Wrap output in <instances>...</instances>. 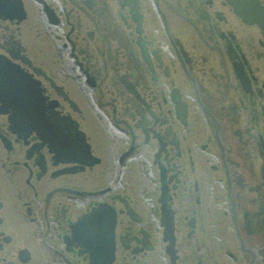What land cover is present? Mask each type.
<instances>
[{
    "label": "flooded vegetation",
    "instance_id": "obj_1",
    "mask_svg": "<svg viewBox=\"0 0 264 264\" xmlns=\"http://www.w3.org/2000/svg\"><path fill=\"white\" fill-rule=\"evenodd\" d=\"M0 264H264V0H0Z\"/></svg>",
    "mask_w": 264,
    "mask_h": 264
}]
</instances>
